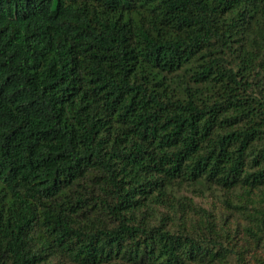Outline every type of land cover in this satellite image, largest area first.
Listing matches in <instances>:
<instances>
[{
  "label": "trees",
  "instance_id": "1",
  "mask_svg": "<svg viewBox=\"0 0 264 264\" xmlns=\"http://www.w3.org/2000/svg\"><path fill=\"white\" fill-rule=\"evenodd\" d=\"M0 264H264V0H0Z\"/></svg>",
  "mask_w": 264,
  "mask_h": 264
},
{
  "label": "rangeland",
  "instance_id": "2",
  "mask_svg": "<svg viewBox=\"0 0 264 264\" xmlns=\"http://www.w3.org/2000/svg\"><path fill=\"white\" fill-rule=\"evenodd\" d=\"M198 202H201L202 198H196ZM210 199V198H209ZM204 200V199H203Z\"/></svg>",
  "mask_w": 264,
  "mask_h": 264
}]
</instances>
